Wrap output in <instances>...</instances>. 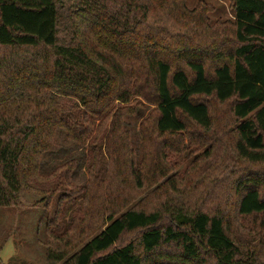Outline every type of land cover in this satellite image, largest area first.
<instances>
[{
    "label": "trees",
    "instance_id": "16d2710c",
    "mask_svg": "<svg viewBox=\"0 0 264 264\" xmlns=\"http://www.w3.org/2000/svg\"><path fill=\"white\" fill-rule=\"evenodd\" d=\"M231 2L0 0V207L40 197L47 264H264V0Z\"/></svg>",
    "mask_w": 264,
    "mask_h": 264
},
{
    "label": "rangeland",
    "instance_id": "374dc122",
    "mask_svg": "<svg viewBox=\"0 0 264 264\" xmlns=\"http://www.w3.org/2000/svg\"><path fill=\"white\" fill-rule=\"evenodd\" d=\"M232 0H186L189 9L198 6H209L207 18L213 24L218 20H233ZM203 3V4H202ZM150 107L139 109L136 115L127 116L125 128L131 132L132 146L140 158L141 137L139 125L148 114ZM62 145L61 151L56 154H45L43 160V172L49 174L59 163L75 157L78 166L72 175V182L83 185L88 180L86 171L87 149L75 146L62 133L58 136ZM67 139V140H66ZM201 151L188 156L189 159L180 161L175 169L177 173H183L189 162H192ZM47 155V156H46ZM44 203L40 197L32 194L26 195L21 206L0 207V259L1 264H47L45 246L42 244L41 236L44 229Z\"/></svg>",
    "mask_w": 264,
    "mask_h": 264
}]
</instances>
